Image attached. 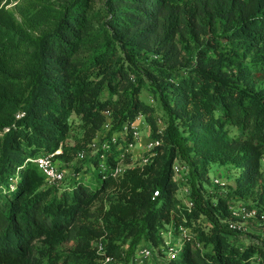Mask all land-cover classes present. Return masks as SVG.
Masks as SVG:
<instances>
[{"label": "trees", "instance_id": "1", "mask_svg": "<svg viewBox=\"0 0 264 264\" xmlns=\"http://www.w3.org/2000/svg\"><path fill=\"white\" fill-rule=\"evenodd\" d=\"M139 115L162 140L144 164L124 129ZM82 152L54 184L35 161ZM213 163L231 194L206 195ZM249 194L258 202L240 204L263 215L264 0H0V264H130L143 242L175 250L169 264H264V222L246 234L227 223Z\"/></svg>", "mask_w": 264, "mask_h": 264}, {"label": "rangeland", "instance_id": "2", "mask_svg": "<svg viewBox=\"0 0 264 264\" xmlns=\"http://www.w3.org/2000/svg\"><path fill=\"white\" fill-rule=\"evenodd\" d=\"M142 99L147 102L148 104L153 105L155 108H157V100L154 98L152 92L145 88L143 90L142 93ZM155 114L157 115V119H158V126L159 128H161V130H163L166 127L165 121L163 119L162 113L160 111L159 108H157ZM111 125H106L105 128L99 133V135L97 136V138L95 139V146L94 148H97L100 144H102V142L104 141V137H106V135L108 134V131L110 130ZM140 138L138 141H136L135 145L133 147H131L130 151L134 156V162H138L143 164L144 162V158L147 157L149 155V145L150 143L153 141V139H155L153 137V127L151 126V124L148 122V120L143 116V122L140 125ZM123 132L122 131H115V136H119L121 135ZM123 136V135H122ZM81 157L80 155L76 156L74 158V160L71 163H67L62 159H55L54 158V163L56 165V167L59 170H62L65 172V180L69 181L70 180V176L72 174V167L74 164L79 163L81 161ZM124 166H130V162L128 161V158H123L122 162H121ZM176 163H184L187 164L186 161H184L181 158H178L176 160ZM79 176H84L89 178V175L86 176V174L81 173ZM188 176H189V172L188 174H179L176 175V178L181 181V182H188ZM209 176H210V180H206L204 179L203 183H204V188L206 190V195L207 196H211V197H216L218 194H231V190L232 187L235 186V181L233 178H231L230 176V172L228 170V167L225 165H221L219 163H213L210 171H209ZM220 177L221 179H224L228 185L227 186H221V185H217L216 183H214V179ZM18 179H16L17 181ZM182 186L180 188V190L178 191V195L179 197L182 199L184 204H187L188 199L191 197L189 196V192L186 191L187 187L189 185H183V183H181ZM187 186V187H186ZM189 188V187H188ZM259 195H247L245 197H239V198H235V202L236 203H242L244 202H249V203H257L258 202V197ZM264 205V204H263ZM223 221V220H222ZM256 219H252L250 221H248V225L249 228L251 229L253 225H258L257 224ZM201 222L203 224V227L206 228L207 230H209L212 227V223L211 221L208 219V217L206 215H202L201 218L197 221ZM190 229H187V232H189ZM254 232H257L256 230ZM165 238L170 242L171 239H173L172 237V233H165ZM251 240L250 236H245L243 238V241H246L247 243H249ZM146 245H150V243H146L143 242L140 247L142 246H146ZM180 246V242L177 243V247ZM155 254L151 259H145L141 264H169L170 259H169V251H167V253H165L164 255L161 253V251L159 252L157 248H155ZM138 259H141V256H139L138 251H136L134 253V255L132 256L131 259V263L132 261L135 263L137 262ZM117 264H125V262L121 261V260H117ZM130 263V264H131ZM133 263V264H134Z\"/></svg>", "mask_w": 264, "mask_h": 264}, {"label": "built area", "instance_id": "3", "mask_svg": "<svg viewBox=\"0 0 264 264\" xmlns=\"http://www.w3.org/2000/svg\"><path fill=\"white\" fill-rule=\"evenodd\" d=\"M143 120V115H139L131 121L130 123H127L125 125V132H131L134 137V141L130 144V149L133 147L136 143V141L140 138V123ZM115 141V136H114ZM162 144L161 139H153V141L149 145V155L144 158V163L148 162L151 157L156 155V147L160 146ZM85 152H82L80 154V157H84ZM35 161L38 163L40 168L43 170V172L46 174L48 181L50 184H54L56 182H59L65 178V172L62 170H59L55 163H54V154H44L35 159ZM175 173L176 175L179 174H188L189 167L187 164L184 163H176L174 165ZM125 170L124 165L117 166L115 170V174H121ZM214 183L221 186H226L227 182L224 179H221L220 177H217L214 179ZM187 192L190 191V189L187 187ZM159 191L155 192V195H158ZM189 207H192L194 205V202L192 198L190 197L187 202ZM256 219L261 220L264 222V214L259 216V213L257 209L251 208L248 205L240 204V205H232L231 206V215L227 219V223L229 225V228L235 231L240 232L241 234H246L249 230L248 221ZM180 230L187 234V228L181 227ZM262 237L264 239V230L262 232ZM96 245L98 246V250L101 252L105 251V243L102 240L97 241ZM155 247L153 246H142L138 249V254L141 256V259H138L137 262L134 264H141L145 259H151L155 254ZM169 259L172 260L177 257V252L175 250H171L169 252ZM117 258L111 254L105 253V256L103 257L102 261L103 264H117Z\"/></svg>", "mask_w": 264, "mask_h": 264}, {"label": "crops", "instance_id": "4", "mask_svg": "<svg viewBox=\"0 0 264 264\" xmlns=\"http://www.w3.org/2000/svg\"><path fill=\"white\" fill-rule=\"evenodd\" d=\"M142 122H143V120H142ZM142 122H141V123H142ZM141 123H140V125H141Z\"/></svg>", "mask_w": 264, "mask_h": 264}]
</instances>
